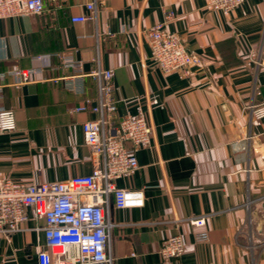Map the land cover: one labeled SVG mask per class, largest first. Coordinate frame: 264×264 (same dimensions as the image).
<instances>
[{"label": "crops", "instance_id": "crops-1", "mask_svg": "<svg viewBox=\"0 0 264 264\" xmlns=\"http://www.w3.org/2000/svg\"><path fill=\"white\" fill-rule=\"evenodd\" d=\"M43 1L42 15L0 19V108L16 123L0 134V178L89 175L82 124L95 115L73 109L97 100L89 73L112 69L117 115L145 114L152 136L138 169L115 182L142 191L144 205L115 209L110 201L111 264H264V121L257 125L249 110L264 103V0H244L228 17L206 0ZM90 2L95 20L72 23ZM169 11L166 29L200 59L184 73L163 74L150 61L147 31ZM62 54L81 63L82 94L67 89L73 72ZM30 69L39 71L17 85L12 71ZM24 213L22 232L0 236V264H38L43 221ZM193 217L206 226L192 227ZM177 234L184 254L161 259Z\"/></svg>", "mask_w": 264, "mask_h": 264}, {"label": "built area", "instance_id": "built-area-1", "mask_svg": "<svg viewBox=\"0 0 264 264\" xmlns=\"http://www.w3.org/2000/svg\"><path fill=\"white\" fill-rule=\"evenodd\" d=\"M208 8L224 17L243 5L244 0H206ZM87 15L71 18L72 23L95 20L93 2L86 5ZM45 12L43 0H0V19L33 17ZM174 18L166 12L164 21L147 31L150 61L163 74L184 73L200 64L191 55L179 37L166 29ZM63 68L71 69L67 89L82 94L79 82L81 63L68 55H58ZM42 57H37L40 60ZM39 69L14 70L16 84H24ZM96 81L97 100L84 99L73 109L74 113H92L94 119L82 124L84 145L91 159V172L53 183H18L0 178V236L22 232L29 209L35 220H42L40 230L44 247L37 249L38 264H111L109 233L111 229L109 206L115 209L141 208L144 205L140 190L118 189L115 182L138 169L137 153L151 148L152 129L146 115H117L112 69H96L88 75ZM80 85V86H79ZM78 86V87H75ZM157 105V101H152ZM257 125L264 121V103L249 106ZM16 129L12 110L0 108V134ZM194 228L206 226L204 217L189 218ZM204 237V235H202ZM187 243L182 234L168 237L160 251L165 261L179 259Z\"/></svg>", "mask_w": 264, "mask_h": 264}]
</instances>
